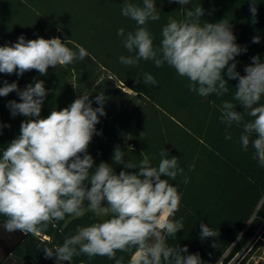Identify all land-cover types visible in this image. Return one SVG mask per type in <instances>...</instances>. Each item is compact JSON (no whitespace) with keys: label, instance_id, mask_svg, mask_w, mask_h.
I'll return each instance as SVG.
<instances>
[{"label":"trees","instance_id":"1","mask_svg":"<svg viewBox=\"0 0 264 264\" xmlns=\"http://www.w3.org/2000/svg\"><path fill=\"white\" fill-rule=\"evenodd\" d=\"M128 2L142 6V0ZM124 3L125 0H0V46H10L23 35L26 40L59 38L73 51L79 45L87 52L83 60L54 69L49 67L46 76L36 70L22 76L0 73V87L5 81L16 82L24 90L42 80L47 95L41 118H46L53 109L68 107L79 95H89L92 106L99 107L95 95L103 94L106 115L100 117L96 125L98 134H94L88 146V154L94 160L90 171L101 162L111 165L116 174L122 170L138 171L113 163L117 147L123 151L125 162L130 160L137 165L147 156L152 166H158L163 150L168 158H178L183 173L174 180L162 178L168 179L181 195L179 211L173 219L182 220L184 228L175 237H167V244L187 246L184 255L199 254L202 264H229L251 240L257 245L264 239V167L254 158L251 141L255 136L250 137L245 150L240 141L243 123L233 122L229 127L221 119L225 101L236 105L244 122L251 119L234 100L238 79H229L225 70L228 92L201 97L190 91L188 79L180 77L167 63L156 67L151 60L141 59L135 66L122 64L121 56L135 53L127 51L117 31L123 28L127 33L137 27L135 21L121 14ZM255 3L257 14L253 22L251 0H190L184 6L155 0L160 19L149 21L146 28L154 47H159L162 29L170 18L183 20L187 10L201 6L204 9L201 24L223 19L230 22L235 43L247 49L233 61L237 64L236 71L245 75L252 57L259 56L264 62V0ZM255 36H259V43L252 42ZM145 74H151L158 83L145 85ZM127 88L132 92L126 91ZM13 100L20 102L17 92L0 97V125H3L0 156L19 136L22 121L28 119L19 114L12 116L8 103ZM229 135L231 139L226 138ZM84 208H88L87 201ZM71 217L66 215L64 220L53 221L38 236L28 234L14 254L35 264H57L55 256H45L44 249L54 250L65 238L77 233L73 224L66 225ZM5 219L0 215V220ZM83 221L85 227L102 222L93 212L87 213ZM202 223L214 230L216 237L201 239ZM134 256L135 249L116 253L122 264H135ZM71 264H116V261L106 256L89 258L80 254L73 256Z\"/></svg>","mask_w":264,"mask_h":264},{"label":"clouds","instance_id":"2","mask_svg":"<svg viewBox=\"0 0 264 264\" xmlns=\"http://www.w3.org/2000/svg\"><path fill=\"white\" fill-rule=\"evenodd\" d=\"M168 2L184 6L190 0ZM250 12L255 22V0H251ZM121 14L137 25L134 31L125 33L123 28L117 31L127 51L135 53L121 56L122 64L135 66L141 59L151 60L156 67L167 63L180 77L187 78L189 90L201 97L228 92L225 70L229 79H238L234 100L251 119L244 122L242 112L228 101L222 105L221 119L229 127L233 122L243 123L240 141L245 150L250 137L255 136L251 141L254 158L264 167V103H261L264 62L254 56L245 67V75L236 71L237 64L233 61L247 49L235 43L230 22L223 19L201 24L204 9L198 6L187 10L183 20L170 18L162 29L160 46L154 47L146 24L160 19L155 0H142V6L125 0ZM252 42L259 43V36L253 37ZM76 47L77 51H73L59 38L26 40L21 35L14 44L0 46V73L22 76L36 70L46 76L49 67L54 69L83 60L86 50ZM143 83L158 82L151 74H145ZM12 92H17L20 98V102L8 103L12 116L19 114L28 119L22 121L19 136L0 156V215L6 217L2 224L4 231L18 230L38 236L50 223L64 220L66 215L83 216L87 201L88 210L97 217L110 218L79 228L54 250L45 248V256H55L57 264L65 261L71 264L73 256L80 254L89 258L106 256L122 264L116 253L129 249H135V264H202L199 254L184 255L187 246L167 244V237H175L184 228L182 220L173 219L179 211L181 195L168 179L162 178L174 180L183 173L178 158H168L163 150L158 166H152L147 156L137 165L130 160L125 162L123 151L117 147L113 163L138 171L122 170L116 174L106 162L90 171L94 160L87 150L94 134H98L96 125L100 117L106 115L105 96L95 95L99 107L94 108L89 95H79L68 107L53 109L46 118H41L47 95L42 80H36L24 90L16 82L5 81L0 87V97ZM208 237H216V232L202 223L201 239Z\"/></svg>","mask_w":264,"mask_h":264},{"label":"rangeland","instance_id":"3","mask_svg":"<svg viewBox=\"0 0 264 264\" xmlns=\"http://www.w3.org/2000/svg\"><path fill=\"white\" fill-rule=\"evenodd\" d=\"M128 92H132L130 89H125ZM91 213L92 211L85 209V214L80 217H71L66 225L73 224L77 229L85 227L83 219L86 217L87 213ZM109 216H101L98 217L100 220H105ZM259 234V231L255 234L256 237ZM260 233V237H261ZM258 236V239L260 238ZM244 253V254H243ZM247 257V258H246ZM136 257L134 256L133 261L135 262ZM2 264H7L6 262ZM65 264V263H63ZM229 264H264V239L261 244H257L256 242L252 243V240L248 243V245L243 249L241 253H239Z\"/></svg>","mask_w":264,"mask_h":264},{"label":"water","instance_id":"4","mask_svg":"<svg viewBox=\"0 0 264 264\" xmlns=\"http://www.w3.org/2000/svg\"><path fill=\"white\" fill-rule=\"evenodd\" d=\"M3 221L0 220V264L4 262L7 264H35L14 254L28 234L18 230L12 233L4 231L2 227Z\"/></svg>","mask_w":264,"mask_h":264},{"label":"flooded vegetation","instance_id":"5","mask_svg":"<svg viewBox=\"0 0 264 264\" xmlns=\"http://www.w3.org/2000/svg\"><path fill=\"white\" fill-rule=\"evenodd\" d=\"M65 264H69L68 262H65Z\"/></svg>","mask_w":264,"mask_h":264}]
</instances>
